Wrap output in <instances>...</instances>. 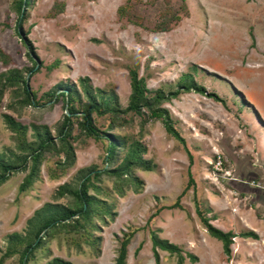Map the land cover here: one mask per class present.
Here are the masks:
<instances>
[{
	"label": "rangeland",
	"instance_id": "374dc122",
	"mask_svg": "<svg viewBox=\"0 0 264 264\" xmlns=\"http://www.w3.org/2000/svg\"><path fill=\"white\" fill-rule=\"evenodd\" d=\"M122 7L128 10L123 16ZM130 14L133 22L125 16ZM162 27L171 31H159ZM17 29L15 0H0V74L25 70L39 102L22 107L18 87H9L0 97V153L9 160L20 154L18 137L5 115L28 127V142L34 141L33 125L46 126L57 147L45 153L40 177L27 192L19 188L28 171L19 168L0 185V260L10 236L25 234L37 210L46 203L69 204L67 197L57 199V192L80 170L107 166L108 140L82 132L79 114L68 138L76 161L61 169L58 162L66 156L58 153V128L67 104L50 100L47 93L68 83L84 99L81 80L88 78L93 89L113 94L124 110L131 100L130 71L136 70L151 93H173L189 74L225 103L195 92L163 103L184 144L145 110L143 116L125 115L129 123L114 134L131 137L129 143L141 142L147 149L144 160L153 167L135 170L139 192L127 183L120 195L114 178H102L96 182L101 192L90 194L112 204L115 215L107 225L100 224L96 248L81 243L77 249V234L55 233L29 264H52L55 259L115 264L121 240L130 233L135 234L127 264H157L152 231L182 249V264H264V0H31L22 31L37 66ZM32 68L38 71H28ZM93 119L101 130L110 122L107 115L94 114ZM127 151H121L119 163ZM218 156L226 165L220 171L214 169ZM190 178L194 184L179 200ZM195 197L200 209L209 210L206 216L214 227L237 235L250 231L257 238L236 237L227 256L222 242L210 236L196 213ZM178 200L182 208L157 213ZM158 253L159 264H179L177 254ZM20 259L18 254L4 264H20Z\"/></svg>",
	"mask_w": 264,
	"mask_h": 264
},
{
	"label": "trees",
	"instance_id": "16d2710c",
	"mask_svg": "<svg viewBox=\"0 0 264 264\" xmlns=\"http://www.w3.org/2000/svg\"><path fill=\"white\" fill-rule=\"evenodd\" d=\"M31 5V0H15V11L18 14V29L17 34L20 36L26 47H29L28 53L31 60L37 66V61L32 56V47L29 40H27V34L22 31V26L26 21L27 11ZM121 15L127 14L126 7L119 9ZM134 19V15H125ZM134 21V20H133ZM132 21V22H133ZM162 32L171 31L170 28L162 27ZM195 68V67H194ZM31 72H37L38 70H28ZM26 71L23 70H11L0 74V97H3L6 90L9 87H18L21 90L22 100L20 105L22 107H36L39 102L36 93L33 92L29 85L28 80L25 77ZM131 78V95L129 105L126 109H121L117 101V98L113 94H107L99 89H93L88 78L81 80L83 86L84 99L83 104L81 93L76 86H72L68 83H61L55 90H51L47 93L50 100L58 101L63 99L67 104L66 114L63 122H61L58 128V138L61 142L59 150L66 157L63 162L59 161L58 165L61 169H66L74 165L76 161L74 147L68 138L72 136L73 131V118L77 119L80 114V120L78 121L81 131L88 137H93L98 141H104L107 139V157L105 162L107 166L102 169L97 166H92L80 170L76 179L69 184L62 186L57 192V199L67 197L69 204H52L46 203L41 209L37 210L32 218L28 220V228L26 233L21 235L14 233L10 236L9 244L4 256L0 260V264H4L7 259L12 258L15 255L20 254V264H29L35 259V254L38 250L45 248L46 239H50L55 233L67 232L75 233L79 237L73 240L77 249L82 246L81 243L96 248L99 240L95 237V233L99 231L100 224L107 225V219L113 218L114 206L108 201L99 198L93 194H90V190L100 193L101 188L96 182L101 181L104 177H111L116 180L117 191L120 195H123V186L136 187L134 190L138 191V187H141V182L134 172L137 169L143 171H152L153 167L150 162L144 160V153L147 149L139 141H133L129 143L131 137L120 136L114 134L115 129L125 126L129 122L124 118L125 115L133 114L137 116H143V110L148 113V117L153 120H161L165 130L171 138L184 144L185 141L181 137L180 132L175 127L172 117L169 111L162 108L163 103L173 101L177 99L181 93L195 92L197 94L206 95L213 98L216 101L225 103L216 93L209 94L204 87L196 84L194 78L187 74L183 76L179 85V89L175 92H170L168 95L163 90H156L151 93L146 87L144 78H140L136 70L130 71ZM152 94V95H151ZM78 103V108L76 105ZM98 114L107 115L110 117L109 125L105 130L99 129L93 119V115ZM6 123L10 129L16 133L18 137L17 148L20 151L19 155L14 156V159L9 160L0 153V185L4 184L9 179V173L15 169H21V171H28V175L25 177L21 184L19 191L21 193L27 192L40 177V168L43 163L45 153L47 151L56 149L57 145L54 136L51 134L46 126L33 125L34 141L28 142L25 140V133L28 127L22 126L16 122L11 116L5 115ZM120 121V122H119ZM122 121V123H121ZM126 121V122H125ZM61 148V149H60ZM124 149H127V154L123 160L119 163L118 157ZM118 163V164H117ZM223 164V163H222ZM28 166L30 170H28ZM223 167H226L223 164ZM53 177H58L54 174ZM194 181L190 178L189 184L184 190L183 194L179 197V200L186 194L188 189L192 187ZM179 200L172 206L164 207L158 210L176 209L182 208ZM196 213L200 216V220L203 223L205 229L211 237L222 242L224 252L227 256H231V246L234 243L236 237L241 238H257V235L253 232L247 231L240 234H235L232 231L224 232L221 229L214 227L210 223V219L207 218L206 213L209 211L200 209L199 200L194 198ZM135 233L124 234V239L121 240L120 248L118 249V256L115 264H127L128 246L131 243L132 237ZM151 240L153 244L154 256L159 264L158 250L169 252L170 254H177L179 256V264L184 261L181 255L182 249L167 240H162L157 231L151 232ZM190 257H192L190 255ZM52 264H70L61 259H55Z\"/></svg>",
	"mask_w": 264,
	"mask_h": 264
},
{
	"label": "built area",
	"instance_id": "2783aa9c",
	"mask_svg": "<svg viewBox=\"0 0 264 264\" xmlns=\"http://www.w3.org/2000/svg\"><path fill=\"white\" fill-rule=\"evenodd\" d=\"M218 160H216V164H217V166L216 167H214V169L216 170V171H220V170H222V158H221V156H218V158H217ZM214 165V164H213Z\"/></svg>",
	"mask_w": 264,
	"mask_h": 264
}]
</instances>
